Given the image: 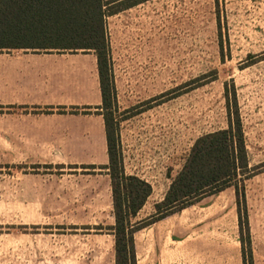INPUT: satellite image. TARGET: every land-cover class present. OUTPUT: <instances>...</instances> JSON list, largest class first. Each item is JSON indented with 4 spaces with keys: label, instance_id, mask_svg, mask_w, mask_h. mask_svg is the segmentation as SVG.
<instances>
[{
    "label": "rangeland",
    "instance_id": "obj_1",
    "mask_svg": "<svg viewBox=\"0 0 264 264\" xmlns=\"http://www.w3.org/2000/svg\"><path fill=\"white\" fill-rule=\"evenodd\" d=\"M129 12L107 22L118 150L126 174L152 185L132 221L155 212L197 138L228 127L234 82L253 173L244 181L251 249L264 264V0H151ZM5 70L45 73L30 81L42 103L0 105V264H116L95 52L0 49V100ZM68 70H95L92 105ZM209 209L211 232L226 226L228 264H244L235 187Z\"/></svg>",
    "mask_w": 264,
    "mask_h": 264
},
{
    "label": "trees",
    "instance_id": "obj_2",
    "mask_svg": "<svg viewBox=\"0 0 264 264\" xmlns=\"http://www.w3.org/2000/svg\"><path fill=\"white\" fill-rule=\"evenodd\" d=\"M125 1L0 0V49L95 52L102 97V104L97 108L106 110L100 113L104 118L108 152V164L103 168L108 170L112 185L116 264H138L137 231L230 186L235 187L241 236L246 231L249 238L248 253L243 238L241 240L243 262L254 264L244 183L253 173L234 82L232 90L228 83L225 84L228 127L197 138L164 199L155 204V212L137 222L132 221L151 195L152 185L139 176L126 174L118 150L107 18L145 0ZM240 175L244 178L239 179ZM243 215L247 220L245 226Z\"/></svg>",
    "mask_w": 264,
    "mask_h": 264
},
{
    "label": "crops",
    "instance_id": "obj_3",
    "mask_svg": "<svg viewBox=\"0 0 264 264\" xmlns=\"http://www.w3.org/2000/svg\"><path fill=\"white\" fill-rule=\"evenodd\" d=\"M147 1L151 0L141 1L113 15L129 14V11H133ZM68 71L71 77L73 71H78L77 73L80 74L78 97L87 98L85 103L88 106L92 105L89 100L98 95L93 81L95 70ZM1 72L3 73L2 70ZM5 72L10 77V86L5 93L1 91L0 105L26 109L29 105L42 103L36 99L44 97V89L41 88L38 92L30 81L35 75L39 77L44 74L45 70H5ZM213 195L205 196L194 204L137 231L135 242L138 264H228L226 226L211 232L204 221V214L210 211ZM190 216H193V221Z\"/></svg>",
    "mask_w": 264,
    "mask_h": 264
}]
</instances>
